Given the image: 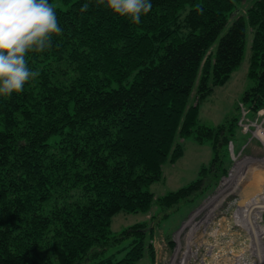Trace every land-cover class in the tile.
<instances>
[{"label": "trees", "instance_id": "16d2710c", "mask_svg": "<svg viewBox=\"0 0 264 264\" xmlns=\"http://www.w3.org/2000/svg\"><path fill=\"white\" fill-rule=\"evenodd\" d=\"M241 1L151 0L134 24L97 0H62L66 9L48 0L61 33L44 52L26 54L38 76L21 92L0 95V264L152 258V225L137 222L116 234L112 217L147 214L154 202L176 206L200 189L205 168L161 197L148 189L164 163L182 155L179 140L188 136L211 142L213 184L227 173L223 157L231 161L239 119L200 124L198 105L239 65L246 23L253 85L243 101L250 118L264 109V0L227 25ZM126 236L122 257L107 254Z\"/></svg>", "mask_w": 264, "mask_h": 264}, {"label": "rangeland", "instance_id": "374dc122", "mask_svg": "<svg viewBox=\"0 0 264 264\" xmlns=\"http://www.w3.org/2000/svg\"><path fill=\"white\" fill-rule=\"evenodd\" d=\"M253 1L237 3L227 25L237 13L245 18V8ZM52 5L61 9L68 6L62 0H52ZM252 37L253 30L246 23L242 59L228 79L199 103L200 124L216 128L234 116L239 120L258 117L260 111L255 118L248 117L247 103L243 101L253 85L247 74ZM216 45L217 42L212 52ZM195 100V96L190 98L192 103ZM237 135L238 140L228 143L231 161L223 157L227 173L216 184L213 182L217 170L211 167L217 163L212 164L215 153L211 142H198L188 136L179 140L182 155L165 162L161 178L148 189L155 197H161L196 181L205 168L200 189L176 206L161 208L154 202L147 214L121 211L112 217L110 228L116 234L137 222L152 225L149 240L153 256L145 254L137 264H264V148L241 128ZM246 224H252V229ZM129 239L126 236L118 245L125 249L116 253L118 248H109L107 254L122 257Z\"/></svg>", "mask_w": 264, "mask_h": 264}, {"label": "clouds", "instance_id": "9594fccd", "mask_svg": "<svg viewBox=\"0 0 264 264\" xmlns=\"http://www.w3.org/2000/svg\"><path fill=\"white\" fill-rule=\"evenodd\" d=\"M114 14L134 24L152 8L151 0H97ZM89 4L82 5L86 12ZM55 9L48 0H0V95L23 90L25 83L38 76L26 62L29 52H44L59 35Z\"/></svg>", "mask_w": 264, "mask_h": 264}, {"label": "built area", "instance_id": "2783aa9c", "mask_svg": "<svg viewBox=\"0 0 264 264\" xmlns=\"http://www.w3.org/2000/svg\"><path fill=\"white\" fill-rule=\"evenodd\" d=\"M238 125L242 132L249 133L251 138H255L264 148V109L260 110L258 117L254 120L240 118Z\"/></svg>", "mask_w": 264, "mask_h": 264}, {"label": "bare ground", "instance_id": "6f19581e", "mask_svg": "<svg viewBox=\"0 0 264 264\" xmlns=\"http://www.w3.org/2000/svg\"><path fill=\"white\" fill-rule=\"evenodd\" d=\"M223 192V191H222ZM249 224V223H248ZM248 224H246V225H248ZM250 226V228L252 227V224H250V225H248V227ZM247 227V226H246ZM249 229V228H248ZM252 229V228H251ZM254 239H256V241L258 242V240H257V238H256V236L254 237Z\"/></svg>", "mask_w": 264, "mask_h": 264}]
</instances>
